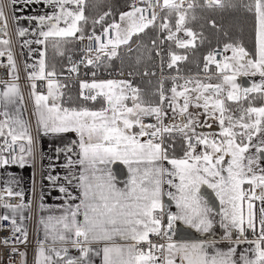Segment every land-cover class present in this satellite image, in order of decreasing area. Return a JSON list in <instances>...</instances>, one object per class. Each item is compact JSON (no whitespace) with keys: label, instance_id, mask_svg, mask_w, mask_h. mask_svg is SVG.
<instances>
[{"label":"snow or ice","instance_id":"6c2138e0","mask_svg":"<svg viewBox=\"0 0 264 264\" xmlns=\"http://www.w3.org/2000/svg\"><path fill=\"white\" fill-rule=\"evenodd\" d=\"M33 2L39 0H25ZM43 2L52 11L30 18L38 22L37 38L22 45L44 46L36 62L24 65L26 102L5 12L11 7L18 23L17 0H0V57L7 60L0 67L10 77L0 79V169L34 167L41 134H75L55 148L58 156H65L60 167L66 174L47 177L64 202L53 207L40 195L36 205L50 214L38 218L44 238L33 249V264H96V258L99 264H264V0H131L118 19L111 7L87 15L88 0ZM197 8L249 13L253 48L249 51L241 40L224 43L203 57L204 76H184L179 63L188 60L187 50L202 36L189 26ZM15 31L24 37L29 29ZM150 31L154 35L149 36ZM85 40L94 46L69 63L68 76L47 63L49 47L63 56L67 44ZM122 47L141 53L137 64L144 51L149 59L153 53L159 58L161 75L150 91L133 79H97L94 71L91 81H78L76 97L66 93L64 80L78 76L80 65L98 68L104 60L119 57ZM165 66L177 74L164 76ZM141 75L156 73L145 68ZM257 75L259 82L250 86L238 83V77ZM167 81L170 88L165 87ZM28 103L35 137L25 116ZM213 124L218 132L197 131ZM39 155L43 158L42 152ZM116 162L129 173L122 187L112 171ZM8 176L0 189V208L5 210L0 232L9 233L0 236V245L8 250L3 264H28L25 221L31 218L33 201L25 202L23 189H14L18 181ZM202 186L214 192L218 209L202 194ZM12 198L17 203H11ZM166 198L175 203V211ZM178 221L202 234L214 235L217 225L223 232L218 239L178 240Z\"/></svg>","mask_w":264,"mask_h":264},{"label":"crops","instance_id":"0c3cea01","mask_svg":"<svg viewBox=\"0 0 264 264\" xmlns=\"http://www.w3.org/2000/svg\"><path fill=\"white\" fill-rule=\"evenodd\" d=\"M91 0H88V3ZM11 8V7H10ZM13 9L11 8V12ZM15 14L21 19L18 23L14 22V28L18 27H25L28 28L29 31L24 37H19L16 34L18 45H19V54L21 58L22 68L24 71V65L32 64L36 62L39 59L38 51L43 50L44 46L37 45L34 42L30 44L27 47H22L23 42L25 40L35 41L37 38L35 29H38L39 25L38 22L31 20V17L37 16V15H43L46 13H50L52 11V7L45 4L43 0H39V2H33L31 4L25 3V0H17V3L14 8ZM16 33V31H15ZM183 36V33L180 34ZM187 38V37H184ZM219 47V46H218ZM66 50L65 53L73 52L75 49V42L69 43L65 46ZM222 48V47H221ZM30 49L35 50L32 52L31 55H29ZM182 53L184 50H179ZM64 55L59 56L53 52L51 47L47 49V63L51 67L52 65H55L56 70L58 74L60 72L65 71V65H64ZM228 55H231L230 52ZM260 77L257 75L255 77H238V83H241L243 86L247 87L250 86V84L255 81L259 82ZM212 82H216L213 80ZM2 87V86H0ZM29 91V89H28ZM90 107H98L97 105H90ZM26 116V115H25ZM203 117H201V120L203 122ZM208 123L212 124L211 121H208ZM197 131H203L205 133L208 132H218L219 126L216 124H213L212 128L209 129L208 127L198 128ZM75 138L74 133H68L64 134L63 136L57 137L53 135H43L41 134L39 136V151L40 153H43V158L40 156V173H39V196H43V202L47 205H51L53 207L60 205L64 202L63 194L59 192L58 186L53 185L51 181L47 179L48 175H65L66 170L60 167V165L64 164L65 156L63 154H58L55 152L56 147H63V144L71 139ZM50 165H55L54 168L50 167ZM112 171L116 176L117 181L119 182L118 186H123V183L128 178V170L127 166L123 165L121 162H116L114 165H112ZM12 174V176L15 178L18 183L14 186V189L19 191L23 189L25 196V202L28 201L29 197V191L31 186V164L25 165L23 168L19 167L18 165H13L10 167H7L6 169L1 170V182L4 187V181L9 178L8 174ZM63 181H61L62 183ZM201 192L205 197L209 200L211 204H213L216 209L219 208V200L216 198L214 192L211 189H208L207 186H202ZM166 204L169 206V208L173 211H175V203L168 201L166 198ZM39 203V202H38ZM258 203V202H257ZM50 213L48 212H41L39 209H37V216H36V233H35V239L36 241L38 239L44 238L43 233V226L38 223V218L41 215L47 216ZM58 214V213H56ZM25 215H28L27 210L25 211ZM27 220L25 221L26 226ZM223 230L216 226L215 234L209 235V234H202L197 232L195 229L190 228L188 225H185L182 221H178L176 224V238L178 240H198L203 238L213 239L219 238V235L222 234ZM72 254H77V250L72 249L70 250ZM96 264H99V258H96Z\"/></svg>","mask_w":264,"mask_h":264},{"label":"trees","instance_id":"16d2710c","mask_svg":"<svg viewBox=\"0 0 264 264\" xmlns=\"http://www.w3.org/2000/svg\"><path fill=\"white\" fill-rule=\"evenodd\" d=\"M131 0H91L88 3L86 14L96 15L107 11L111 7L118 19V13L120 11L127 10L125 5L130 3ZM97 5L98 7H93ZM196 20L191 21L189 26L193 28L198 34L196 47L194 49H188V60L179 63V68L185 73L199 74L200 65L203 62V57L211 51L213 47H222L224 43L233 40L243 41L245 47L251 51L253 48L252 34H251V15L246 13L243 9H209V8H197L195 11ZM215 21L216 27L212 26V22ZM91 31V28H89ZM97 31H99V25H97ZM227 32V36L225 35ZM154 35L151 31L149 36ZM136 42L135 38L133 43ZM145 43H149L148 38H144ZM136 46L133 48L135 49ZM168 47V44H167ZM143 51V50H142ZM141 55L140 52L133 51L132 53L126 52L125 48H121L120 56L108 61L106 67L118 68L123 70H130L133 72H140L150 65L151 59L148 58L147 52L144 51L141 63H136V57ZM143 80L137 85L145 88L146 91H150L152 87L156 85L155 80ZM78 88L72 91V96L76 97L78 94ZM260 101L257 100L256 104L259 105ZM91 105V104H90ZM89 105V106H90ZM99 106V105H97ZM236 107V105H231ZM179 148L177 149V155H180Z\"/></svg>","mask_w":264,"mask_h":264},{"label":"built area","instance_id":"2783aa9c","mask_svg":"<svg viewBox=\"0 0 264 264\" xmlns=\"http://www.w3.org/2000/svg\"><path fill=\"white\" fill-rule=\"evenodd\" d=\"M5 12L9 16L8 24H9V33H10V37H11V41H12V50L15 54L17 64L21 69L19 83H20L21 88L25 94V100L27 102L28 82L26 80V77H25V74H24L23 68H22L21 58H20V54H19V45H18L16 33H15L13 18L11 15V8L6 7ZM2 35H3V29H0V36H2ZM5 38H7V37H5ZM135 44H136V42L134 44H132V47H134ZM93 46L94 45L90 44L87 40H85L83 42H75L74 51L68 52L64 55V65H65L64 76L69 75L67 72V68L69 66V63L70 62L76 63L77 61H79L81 59V57L85 54L83 49H85L87 47H93ZM164 48H165V50L167 49V42H165ZM220 48L221 47L216 46V47H213L211 49V51L212 50H219ZM126 52H127V50H126ZM107 62H108L107 60H104L98 68H94L92 66H85L83 64L80 65L78 76L76 74H72L70 79L64 80V82L69 85V88L66 89V93L72 96V91L75 88H78V91H79L78 81L79 80L91 81V79L93 78L92 72H94V71L97 73V75H96L97 79H133V82L135 84H138L139 82H141L143 80H155L157 82L158 78L161 75V70L159 68V58L156 57L154 53H153V56L151 58L150 65L147 68L149 71H153L156 73L155 76H151V77H144L141 75L145 69L140 71V72H134L137 74L134 75V77H129L127 74L130 72V70H123V69H118V68H108V67H106ZM203 63H204V60L200 65L199 75H201V76H204ZM0 64H7L6 57H0ZM211 71L215 72L214 66L211 68ZM121 72L124 74L123 76L120 75ZM131 72H133V71H131ZM176 74L177 73H176L175 69H168L166 66L164 67V70H163L164 76H171V75H176ZM180 74L184 75V76L194 75L191 73H185L182 69H180ZM0 79H10V77L8 76V70L4 67H0ZM165 87L170 88L171 87V81H167L165 83ZM27 107H28V111L25 115H26V118L30 119L32 124H33V135L35 137L36 136L35 121H34V118H32V116H31L32 106L30 103H28ZM233 108H235V107H233ZM37 140H38V145H37L38 154L36 157L35 166L33 167L31 165V186H30L29 197H28V200L31 199L33 201V206H32V210H31V218L28 219L27 223H26V227L28 229V234H29L28 235L29 243L27 246L28 264H33V255H34L33 249H34L36 242H37L35 239V233H36V226H37L36 225V216H37V209H38L36 207V205L39 202V173H40L39 137L37 138ZM1 170L2 169H0V189L3 188V185L1 182ZM33 180H35V196L33 195ZM11 203H17V199L12 198ZM4 211L5 210L3 208H0V214H3ZM28 215H29V213H28ZM4 223L7 224V222H4ZM7 235H9L8 232H0V236H7ZM175 238H176V229H175L174 239ZM20 249H21V251L25 250L23 245H20ZM7 258H8V250L5 249L3 247V245H0V264H3V262L6 261ZM15 259L19 260V257H15Z\"/></svg>","mask_w":264,"mask_h":264},{"label":"rangeland","instance_id":"374dc122","mask_svg":"<svg viewBox=\"0 0 264 264\" xmlns=\"http://www.w3.org/2000/svg\"><path fill=\"white\" fill-rule=\"evenodd\" d=\"M200 2L203 3V0H200ZM134 43H135V42H134ZM134 43H133V44H134ZM134 46H136V44H135Z\"/></svg>","mask_w":264,"mask_h":264},{"label":"water","instance_id":"95a60500","mask_svg":"<svg viewBox=\"0 0 264 264\" xmlns=\"http://www.w3.org/2000/svg\"><path fill=\"white\" fill-rule=\"evenodd\" d=\"M231 54V53H230Z\"/></svg>","mask_w":264,"mask_h":264}]
</instances>
